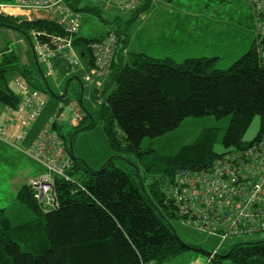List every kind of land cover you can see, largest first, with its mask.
Returning a JSON list of instances; mask_svg holds the SVG:
<instances>
[{
    "label": "trees",
    "instance_id": "obj_1",
    "mask_svg": "<svg viewBox=\"0 0 264 264\" xmlns=\"http://www.w3.org/2000/svg\"><path fill=\"white\" fill-rule=\"evenodd\" d=\"M13 1L0 0L2 3ZM156 1L159 0H147L141 9L132 13L124 30L117 27L97 36H84L80 32L74 36L73 46L86 69L93 65L88 45L109 32L118 37L110 74L101 89L90 92L89 100L80 74L75 75L78 82L71 79L73 75H68L64 94L50 93L63 104L78 102L81 98L84 116L80 124L72 129L57 128L72 161L68 171L71 181L55 179L54 208H45L39 203L28 183L15 196L18 207L25 213L24 219L21 216L15 222L6 208L0 209V264H167L185 250L201 251L194 245L182 246L169 225L171 217L179 218L172 201L166 197L167 186L173 183L177 171L209 168L221 156L245 152L261 134L264 63L256 52L255 26L244 53L226 69L216 68L217 56L186 57L176 62L168 56L153 57L137 49L130 50L132 23L145 18ZM208 1L219 6L228 2ZM79 11L101 18L99 7L83 6ZM0 27L19 31L31 45L33 31L53 34L62 31L60 26L46 20L19 21L4 16H0ZM34 61L35 69H28L18 53L9 48L0 50L2 108L15 109L20 102L12 81L16 75L48 95L45 76L37 60ZM38 76L44 80L47 91L34 82ZM72 81L78 87L74 98L67 95ZM206 116L216 120L229 118L221 139L223 153L213 149L219 135V129L214 127L174 155L154 154L144 163L143 154L153 152L141 150L144 138L161 137L187 117ZM255 117L260 120L259 131L254 139L243 142ZM98 124L116 154H134L141 160L143 175L138 169L122 170L113 159L93 169L71 155L69 141L73 145L80 129L87 130ZM30 138L29 132L25 142ZM119 156L114 158L120 159ZM145 178L149 179L147 186ZM219 250L213 258L208 254L205 264H264V240L240 242Z\"/></svg>",
    "mask_w": 264,
    "mask_h": 264
},
{
    "label": "built area",
    "instance_id": "obj_2",
    "mask_svg": "<svg viewBox=\"0 0 264 264\" xmlns=\"http://www.w3.org/2000/svg\"><path fill=\"white\" fill-rule=\"evenodd\" d=\"M81 0H14L0 2V16L33 21L46 20L60 26L61 33L31 32L35 59L53 75L55 67L65 75H81L87 97L101 89L110 74L118 37L107 33L88 45L93 65L86 69L73 46L82 23ZM94 7L134 13L147 0H91ZM154 1V0H151ZM255 20V47L264 63V0H247ZM20 102L6 108L0 121V142L38 163L42 171L29 181L34 198L45 208H54L55 179L71 181L68 171L72 161L58 127L72 129L83 119L77 101L58 103L39 131L26 138L42 114L46 96L31 87L22 76L14 79ZM100 104V101H98ZM11 132V133H10ZM166 197L172 201L178 218L199 232L218 239L213 258L220 246L236 237H250L264 232V128L243 153L219 157L209 168L181 169L167 186Z\"/></svg>",
    "mask_w": 264,
    "mask_h": 264
},
{
    "label": "rangeland",
    "instance_id": "obj_3",
    "mask_svg": "<svg viewBox=\"0 0 264 264\" xmlns=\"http://www.w3.org/2000/svg\"><path fill=\"white\" fill-rule=\"evenodd\" d=\"M175 1L178 2L174 6L177 11L164 6L165 12L175 11L172 15H167L168 21L165 23H159L157 17H151L149 18V22L155 25L151 26L150 24L145 23V26L151 28L152 30L149 33V43L153 42L157 39V37H160L161 40V44L150 45L147 48L151 56L164 57L170 55L176 62H181L186 59V57L218 56L219 61L216 64V68L226 69L233 61L238 59L244 53V48L248 44V41L251 40L252 31L255 26L253 10L247 0H228L225 4L220 5L219 8H217L219 5L210 4L208 0H174V3ZM80 2L83 6L93 5L91 0H81ZM164 3L168 4L169 2L166 0L156 1L149 9L152 10L154 7L158 5L161 6ZM98 7L101 10V18L94 17L89 13H84L83 11L81 12L82 23L79 31L81 35L97 36L106 33L109 29L115 30L119 28L120 30H124L126 22L132 18V13L130 12L105 9L101 5ZM212 7L216 8V10H212ZM151 10L149 12L150 14ZM187 10L190 11L189 14L192 13L193 17L185 18L182 16L181 13L183 11L186 13ZM145 15L147 16V13ZM141 22V19L138 18L134 21V23H132L130 36H133V40L129 45L130 50H136L140 46L144 47V44H140L138 37L135 38V36L139 35V26L140 24H143ZM188 24H190L191 28L194 30L195 37L194 39L190 37L189 43L178 46L176 42L179 39L186 40ZM163 34L165 35L164 38L173 40L172 45L168 46V42L161 38L164 36ZM4 48H9L18 53L21 56V62L26 65L28 69H35L36 63L31 52V43L25 35L12 28L0 27V50ZM167 48L173 49V51H165ZM37 63L45 76L50 92H47L48 95L41 92L44 96H46V104L42 114L34 124L37 128L35 130L36 132H38L46 122L52 109H54L58 103H61L58 102L59 100L54 96L62 95L65 87V81L68 78V76L65 75V72L58 67H55L53 75L48 76L46 66L38 61ZM17 76L18 75L12 79L13 82ZM34 82L36 85H41L46 91L48 90L47 87H45L44 80H42L40 76H38ZM77 90L78 87L76 82L72 81L68 86L67 95L74 98ZM50 93L54 96L50 95ZM83 104L85 107L87 106L85 101ZM0 108L2 109L1 105ZM228 123L229 118L216 120L212 116L201 118L187 117L176 129L166 133L165 135L153 139H143L141 142V150H152L154 152L143 154L144 163L149 162L150 158L153 157L154 154L160 156L174 155L183 146L195 143V141H197L207 129L214 127L219 129V135L213 149L217 153H223L225 150L222 146L221 139ZM259 126L260 120L258 117H255L243 138V142H249L254 139L259 131ZM7 150L9 152L6 154L7 156H11V153H15V157L20 156L24 159L26 166L32 164L28 158L20 153H17L8 147ZM72 150L75 157L82 159L93 169L99 168L108 159L113 158L115 165L122 170L130 172L138 169L139 173L143 175L144 166L141 163V160L134 154H125L120 156L116 154L109 147L103 128L99 124L93 128L77 133L74 138ZM117 156H119L120 159L114 158ZM3 168L5 179L8 178L10 174L15 172V168L13 169L6 163L3 164ZM32 175L33 174L29 173L28 177ZM6 183L10 186L11 182L4 181L3 184L0 185L3 190H6ZM148 183L149 179L145 178V186H147ZM16 206H18V203L15 199H12L10 202L2 200L0 193V209H2L1 207L6 208V213L11 214V217H13L15 222L18 221L21 216V220L25 218V213L19 214L16 211ZM168 223L182 242L194 245L200 248L201 251L185 250L181 255L167 264H205L209 257L208 254H211L216 249L218 239L199 232L191 225L185 224L181 220L174 217H171ZM263 240L264 233L255 234L251 237H236L226 241L221 249L229 248L240 242H256Z\"/></svg>",
    "mask_w": 264,
    "mask_h": 264
},
{
    "label": "crops",
    "instance_id": "obj_4",
    "mask_svg": "<svg viewBox=\"0 0 264 264\" xmlns=\"http://www.w3.org/2000/svg\"><path fill=\"white\" fill-rule=\"evenodd\" d=\"M168 2H169L168 4L164 3L161 6L158 5V6L154 7L152 10L149 9L148 13H147V16H145V18L141 19V21H142L141 23H143V24H140L139 29H138L139 35L135 36V38L138 37V40L140 41V44H144L143 45L144 47L140 46V47H138L137 50H140V51H143V52H146L147 54H149V50L147 48L150 45L161 44L160 37H157V39H155L153 42L149 43V41H150V34L149 33L152 30H151V28L146 27L145 23H148L151 26L155 25V24L149 22V18H151V17H155V18L157 17L159 23H165L166 21H168L167 15L168 16L172 15L173 12H175V11L165 12L164 11V6L166 8L170 7V8H172V9L177 11V9H175L174 6H175V4L178 3L176 1L174 3V0H170ZM206 7H209V6H206ZM219 7L220 6H217V8H219ZM150 10H151V14L149 13ZM212 10L215 11L216 8L212 7ZM189 13H190V11L187 10L186 13H185V11H183L181 14L185 18L193 17L192 13L191 14H189ZM187 26L188 27H187L186 34H187L188 37L186 36V40L185 39H179L176 42V44L178 46H180L181 44L184 45L185 43H189L190 42V37L193 38V39L195 37L194 30L191 28L190 24H188ZM164 37H165V35L163 37H161V38H163L166 42H168V44H169L168 46L172 45L173 40L172 39H168V38H164ZM131 39L133 40V36L131 37ZM132 40H131V42H132ZM131 42H130V44H131ZM249 43L250 42L248 41V44ZM246 46L244 48V51L246 50ZM165 51L172 52L173 49L167 48ZM31 52H32V50H31ZM167 56L169 58H172L170 55H167ZM217 58H218V56H217ZM218 61H219V58H218ZM4 109H5L4 107L2 109L0 108V111H1V113H0V121L3 118L4 111H5ZM36 129H37L36 126H34V129H33V127L31 129L32 132L30 131V134H31L32 138L37 133L35 131ZM7 147L12 149V150H14L13 148H11V147H9V146H7V145H5V144L0 142V185H2L4 181H10L11 183H10V186H8L7 183H6V190H3L2 187H0V193H1V199L2 200H7L8 202H10L12 199H15L17 190L22 185H25V184L27 185L29 183V181L33 177H35L37 174H39L42 171V168H41V166L38 163L34 162L33 160L29 159L28 157H26L25 155L21 154L20 152H18L16 150H14V151H16L17 153H20L21 155H23L26 158H28V160L32 164L29 165V166H26L24 159L22 157H20V156L15 157V153H11V156H7L6 154L9 153L8 150H7ZM4 155H6V156H4ZM4 163H6L7 165L11 166L13 169L15 168V172L10 174V176L8 178H6V179L4 178V168H3V164ZM29 173L33 174V175L28 177ZM1 208H3V207H1ZM16 209H18V211H20L21 213H24V211L21 210L18 206H16Z\"/></svg>",
    "mask_w": 264,
    "mask_h": 264
},
{
    "label": "water",
    "instance_id": "obj_5",
    "mask_svg": "<svg viewBox=\"0 0 264 264\" xmlns=\"http://www.w3.org/2000/svg\"><path fill=\"white\" fill-rule=\"evenodd\" d=\"M32 54H33V53H32ZM33 56H34V55H33ZM34 60H35V56H34ZM71 79L75 80L76 82L79 81L78 77H76V76L72 77ZM69 81H70V80H69ZM65 92H66V86L64 87V90H63V93H62V94H64ZM78 102H79V104H81V98L79 99ZM83 130H84V128L80 129L79 131H83ZM75 134H76V133H75ZM75 134H74V135H75ZM69 150H70L71 155H73V150H72V143H71V140L69 141ZM112 159H113V158L108 159L105 163L111 161ZM105 163H104V164H105ZM104 164H103V165H104ZM142 190L144 191L143 187H142ZM175 236H176V238L178 239L179 243H180L182 246H184V247L189 246L188 244L182 242V241L177 237V235H175Z\"/></svg>",
    "mask_w": 264,
    "mask_h": 264
}]
</instances>
